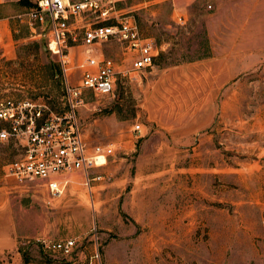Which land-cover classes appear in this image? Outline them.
<instances>
[{
	"label": "rangeland",
	"instance_id": "374dc122",
	"mask_svg": "<svg viewBox=\"0 0 264 264\" xmlns=\"http://www.w3.org/2000/svg\"><path fill=\"white\" fill-rule=\"evenodd\" d=\"M112 1L136 15L159 55L141 78L119 75L111 95L84 92L86 140L114 147L92 171L93 194L79 177L52 203L39 178L0 188V212L27 233L18 249L31 264H59L36 238L74 234L80 249L98 246L101 264H264V0ZM35 7L0 2V98L61 111L79 71L66 77L48 50L49 25L28 24ZM82 51L70 49L74 63ZM96 52L118 70L132 62L116 41ZM9 144L0 142V174L18 153Z\"/></svg>",
	"mask_w": 264,
	"mask_h": 264
},
{
	"label": "built area",
	"instance_id": "2783aa9c",
	"mask_svg": "<svg viewBox=\"0 0 264 264\" xmlns=\"http://www.w3.org/2000/svg\"><path fill=\"white\" fill-rule=\"evenodd\" d=\"M31 1L36 7L25 13L28 24L50 26L48 50L60 57L66 77L75 68L80 81L67 83L61 111L44 100L0 98V142L12 143L18 152L3 166L0 186L20 188L39 178L49 192L48 203H52L63 196L70 179L76 177L82 178L93 194L92 182L101 179L92 175L93 169L106 165L114 153L112 144L90 146L85 138L79 115L85 103L84 92L108 96L113 94L119 75L141 78L154 66L158 47L153 37L144 34L136 15L116 8L112 0H108L109 6L104 0ZM108 41L120 43L123 54L132 60L130 68L118 70L112 58L96 52L98 45ZM76 44L83 48L85 57L74 63L70 49ZM134 131L141 133L142 124L136 123ZM36 242L45 253L65 259L66 264H80L78 239L41 236ZM90 261L101 264L97 245Z\"/></svg>",
	"mask_w": 264,
	"mask_h": 264
},
{
	"label": "crops",
	"instance_id": "0c3cea01",
	"mask_svg": "<svg viewBox=\"0 0 264 264\" xmlns=\"http://www.w3.org/2000/svg\"><path fill=\"white\" fill-rule=\"evenodd\" d=\"M6 22H7L6 18H3V17L0 18V26H1V29L3 28V30L0 31V33H1L0 34V41H1V38L6 34V32H5V30L7 28ZM142 31L144 32V34L148 35L147 33H145V31L143 29H142ZM148 36H150V35H148ZM158 55H159V47H158ZM158 55H157V57H158ZM157 57L155 59V62L157 60ZM127 62H128V60H127ZM131 66H132V62L130 63V65L125 66V68H130ZM153 68H154V66L148 68L146 71H149ZM145 72H144V74H145ZM0 188L5 189L7 187L0 186ZM3 215H5V214H2L0 212V221L3 220V222H0V260L3 261L5 254H12V256H11L13 258L12 264H20V263H22L23 257L18 251V237L19 236L26 237L27 233L25 231V228L22 225L17 226L16 221L14 220V218L11 215L7 217L8 219L5 218V216H3ZM20 226H22V227H20ZM65 237H74V238L78 239V236H76L74 234H72V235L67 234ZM86 251H88V252L86 253ZM92 252H93L92 249H88V247H86L84 249H80V244L78 242V244H77V255L79 257L80 264H95V263H91V261H90V256H91ZM49 257L51 259L55 260L56 262H58L59 264H66V260L61 258V257L52 256V255H49ZM27 264H31V263L29 262Z\"/></svg>",
	"mask_w": 264,
	"mask_h": 264
},
{
	"label": "trees",
	"instance_id": "16d2710c",
	"mask_svg": "<svg viewBox=\"0 0 264 264\" xmlns=\"http://www.w3.org/2000/svg\"><path fill=\"white\" fill-rule=\"evenodd\" d=\"M31 0H20V2H23L25 4H29ZM9 145H11V147L13 146L12 143H10ZM19 253L22 255L23 257V260H24V263L27 264L30 262V259L29 256H28V252L24 251L22 248H19L18 249ZM47 254V253H45ZM48 255V254H47ZM49 256V255H48Z\"/></svg>",
	"mask_w": 264,
	"mask_h": 264
}]
</instances>
